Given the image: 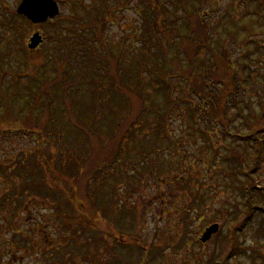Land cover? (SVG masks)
I'll return each mask as SVG.
<instances>
[{
    "label": "rangeland",
    "instance_id": "obj_1",
    "mask_svg": "<svg viewBox=\"0 0 264 264\" xmlns=\"http://www.w3.org/2000/svg\"><path fill=\"white\" fill-rule=\"evenodd\" d=\"M56 1L58 16L31 24L15 12L20 0H0V66L7 69L0 74V88L7 91L5 98L0 90V264L221 262L220 245L231 215L245 213L243 208L241 211L242 193L237 189L244 180L231 170L237 161L224 157L226 150L220 145L222 124L217 122L216 135L207 130L218 146L213 155L199 131L192 128L196 125L190 121L189 105L167 103L154 89L157 66L148 63L149 71L142 70L136 76L145 30L141 23L144 10L139 9L138 0H131L122 11L115 0ZM156 4L163 7L162 2ZM255 5L248 0L206 1L209 32L217 27L208 44L218 51L222 46L215 43L219 37L228 40L229 50L234 51L232 60H240L232 74L233 83L238 81L235 85L240 86L237 97L257 107V92L264 87V20L255 16ZM234 6L237 10L231 17ZM175 12L179 13L177 9ZM3 23H25L20 26L26 32L25 43L34 32L43 36L42 43L28 50L31 55H25L17 40L21 34H12ZM55 23H61L60 27L68 23L63 27L84 36L100 30L104 44L96 37L87 50L94 49V60H110L112 70L116 63L119 73L125 75L123 84L128 91L124 88L123 92L138 95L139 100L122 101L120 105L105 84L79 96L70 95L73 102L66 105L61 91L55 89L62 90L65 84L61 79L51 80L58 60L53 55L56 49L52 38L46 35L53 34L48 24ZM248 34L259 46H246ZM247 52L249 56L244 57ZM208 53L205 47L197 46L194 58L202 60L211 56ZM172 54L167 52L166 58ZM162 58L170 69V62ZM177 58L182 63L180 71L188 67L185 54ZM44 65L49 96L53 98L48 103L46 93L38 89L42 84L32 83L39 74L36 69L40 72ZM248 68L253 72L249 73ZM173 77L169 79L173 99L177 96L195 106L189 82L178 75ZM244 77L249 78L246 83ZM36 100L40 102L38 113L45 111L43 118L49 123L35 115L33 121L24 122L29 111L26 104ZM3 105L9 108L6 112L2 111ZM53 105L60 107L61 116L53 115L55 124L51 126L52 117L47 115L55 111ZM227 114L232 120L229 132L246 130L233 110ZM77 128L86 129L89 136L75 133ZM170 138L179 141L181 152L174 150ZM60 140L68 148L67 153L60 147ZM224 143L238 150L248 146L229 136ZM253 176L254 188L244 193L255 197L264 193V160ZM254 203V217L236 230L240 233L239 250L230 264H264V203ZM214 223L218 225L216 233L201 242L205 228ZM137 240L141 246L135 244Z\"/></svg>",
    "mask_w": 264,
    "mask_h": 264
},
{
    "label": "trees",
    "instance_id": "obj_2",
    "mask_svg": "<svg viewBox=\"0 0 264 264\" xmlns=\"http://www.w3.org/2000/svg\"><path fill=\"white\" fill-rule=\"evenodd\" d=\"M115 1V5L120 11H122L125 8L124 6H127L131 0ZM150 1L151 0H138L139 9L144 10L141 12V23L145 30H143L144 36L143 34L141 35L142 47L140 50L142 51L143 56L137 60L136 64L138 68L136 69V76L139 77L142 70L144 72L149 71L150 67L148 66V63L150 64L152 62L153 66H157L155 78L153 80V85L155 86L154 89H156L157 92H161L163 101L165 100L167 103L173 104L174 101H176V103L178 101L181 104H185V106L189 105V108H186L188 110L190 121L196 125L192 128L193 130L195 129V131H199L200 138L204 139L205 146L210 152H212L213 155L217 153L218 146L212 138V135L210 136V133L208 132L212 131V133L216 135V129L218 128V123L220 122L222 124L221 126L223 131L222 138H220V142L222 144L220 143V145L226 150L224 157L230 161L233 159L237 161V165L233 164L231 170L233 174L243 177L244 180L243 184V181H241V187H237V189L241 190L242 193L241 205L243 204V207H241V211L243 209L245 210V213L243 212L244 216H240V212L231 215L232 221L228 225L227 231L224 234L220 245L219 257L221 258V262L213 260V262H216V264H230L229 262L232 261V258L236 256L237 251L239 250L238 235L240 233L237 234L236 230L239 229L240 224L242 225L245 220L252 219L254 217L251 216L254 215L253 211H257V208H255L254 205L256 203L254 202L258 201L264 203L263 192L258 193L255 197H252L250 192L249 195L244 193L254 188L253 186L255 185V177L253 176V173H256L259 170L261 162L264 160V87L260 88L257 92V107H254L247 101H240L237 97L240 86L235 85L238 81H234L235 84L233 83L232 74L235 72V69L237 68V62L239 61V64L240 60H237V62L232 60V53L234 51L229 50L227 39H220L219 37L218 41L215 42L216 45H220V43L222 45L218 51H214L212 46L208 44V38H210L209 36H214V34H216L217 27H213V29L209 32L210 14L206 8L207 0H152L151 4ZM157 1L162 2L163 7L157 6ZM252 1L254 4L257 3V7L256 5L253 7V12L256 14L255 16L263 21L264 0H248V2ZM173 7H175L174 11H172ZM176 9L179 11V13L175 12ZM236 10V6H234L232 9L233 13H230L231 17H234ZM139 15L140 11L138 13V16ZM3 24L6 25V29L12 34H21L19 37H17L19 47L22 49V51H20L22 53L25 52V55L26 52H28V55H31L32 51H28L25 46V37L23 35H26V32L24 28L20 27L25 23ZM67 24L68 23H63V25L66 26ZM60 25L61 23L48 24V28L51 29L53 34L50 33L51 36H46L52 38L51 43L54 44L53 47L56 49L53 55L55 60H58H56L57 62L54 64L55 68L53 69L54 72L51 80L59 81V79H61L60 82L63 81L65 84L62 90H59L55 87L57 91H61L63 94L65 98L64 103L66 102L65 104L67 105L68 103L70 104L73 102L70 99V95L79 96V94L82 92H88L90 88L97 86V88L100 89L104 87L105 84H107V87H110L111 93H113L111 96L114 101L118 102L120 105L122 101L128 102L127 100H130L131 103H135V98H137L138 95L135 96L128 94L127 92H123V90L127 89L123 84V81H125V75L124 73H119L117 64L115 63V68L112 70L109 65L110 60H101L99 58H95L94 60V55L92 56L94 49L91 51L90 49L87 50L91 43L94 42V38L96 37L97 39L100 38V44H104L102 36L100 37V30L97 29L94 30V32H87L84 36V34H80L81 32L78 33L77 30L75 31L71 28L66 29L63 27V25L61 27ZM243 28L244 31H247L246 26H243ZM20 30L22 33H20ZM230 34L234 35L235 33L234 31H231ZM246 38V46L249 44H255L256 46H259L257 41L253 39L250 34H248ZM197 46H200L201 48L205 47L209 52L208 54L211 56L208 55L207 58L197 61L196 58H194L196 55L195 51ZM111 48L112 47H110V49ZM169 51H171L173 54L171 57L167 55L169 57L168 59L166 58V53ZM181 54H185L187 56V59L189 60L187 62L189 63L188 67L185 69H182V65V70L180 71V66L182 63L181 59L177 58V56H180ZM73 55L76 57L74 58ZM247 56H249L248 52L244 57ZM28 57L30 60H32L31 56H27V58ZM61 57L63 61H59ZM162 57H164L167 63L170 62V69H168L163 64ZM194 59L196 62H193ZM197 62L198 64H196ZM221 66L224 68L221 69ZM0 68H3V66H0ZM4 69L6 68L0 69V74L3 75L5 73ZM248 70L249 73L253 72L250 68H248ZM36 71L40 75L36 74L34 76L35 78L32 79V83L42 84V86H40L38 89L40 91L42 90L43 94L46 93V96L48 97L47 103L49 101L52 102L53 98L49 96L48 91V89L50 90L49 82L46 81L48 79L46 76L47 69L45 65L42 71L39 72L38 68ZM42 73L45 74V77L42 75ZM29 75L31 78L33 77V75L30 73ZM37 75L39 78H36ZM173 75H178L179 78H183L189 82L192 92L195 95L194 97H196L195 106L187 104L184 102V99L180 100V97L177 96L175 99H173V92L170 90L172 86L169 80L170 78H174ZM248 79V77H244L242 81L246 83ZM1 88L0 90H2L3 97L6 98L7 91ZM125 91H128V89ZM129 91L132 92L130 88ZM96 97L100 101L99 97ZM36 101L35 102L37 105L36 103L29 102L26 104L27 109L29 108L27 114L30 115L26 114V116L23 117L24 122L27 120L33 121V115H35L36 118H42L44 119L45 123H49L48 119L46 120L43 118V116L46 114L45 111L38 113L37 109L39 107L37 108V106L40 104V102L38 100ZM15 102H17V98L15 99ZM20 108L22 109V107ZM53 108L55 111L50 110V113H48L49 115L47 116L49 118L53 115L56 117L61 116L60 107H55V105H53ZM6 109L9 108H6L5 105H3L2 111L6 112ZM44 109L50 108L45 106ZM228 110H233L235 112V118L237 117L242 123H244L246 126L245 131L238 129L234 130L233 133L228 131L229 123L232 121L231 118L228 117ZM52 119L50 121L51 126L55 124L54 119ZM79 129L80 128H77L75 133L81 135L82 137L89 136V133L85 131L86 129ZM226 136L231 137V139H238L241 142V145L242 142L245 145L247 143L248 146L246 145V147H243L241 150L230 147L229 144L224 143V138ZM170 139L174 141V150H180L181 152L179 141L173 138ZM170 139L169 141H171ZM59 144L62 150L67 153L68 148L65 146V144L61 140L59 141ZM168 146L170 145L168 144ZM78 148L79 147H76V149ZM84 148L87 150L85 145ZM210 159L211 158H209V160ZM154 166H156V164ZM37 191L39 192V189ZM201 201L202 198L200 197L199 202ZM67 203H69L68 200ZM258 210L263 211V209L259 207ZM18 235L21 237V234L18 233L17 236ZM74 242L75 240L72 241V244ZM135 244L138 246L142 245H139V240H137ZM146 263L147 262H145V264ZM207 264H211V261Z\"/></svg>",
    "mask_w": 264,
    "mask_h": 264
},
{
    "label": "water",
    "instance_id": "obj_3",
    "mask_svg": "<svg viewBox=\"0 0 264 264\" xmlns=\"http://www.w3.org/2000/svg\"><path fill=\"white\" fill-rule=\"evenodd\" d=\"M16 12L25 16L34 24L45 22L53 18L59 12L57 3L54 0H22L18 5ZM42 43V36L39 32H34L28 41L27 48L35 49ZM218 225L216 223L205 228L200 237L201 242L208 240L212 234L216 233Z\"/></svg>",
    "mask_w": 264,
    "mask_h": 264
}]
</instances>
